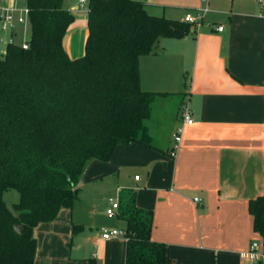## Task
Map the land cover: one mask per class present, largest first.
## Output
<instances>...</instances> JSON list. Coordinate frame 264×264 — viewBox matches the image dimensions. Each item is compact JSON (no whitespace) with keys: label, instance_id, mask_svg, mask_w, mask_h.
Wrapping results in <instances>:
<instances>
[{"label":"crops","instance_id":"obj_1","mask_svg":"<svg viewBox=\"0 0 264 264\" xmlns=\"http://www.w3.org/2000/svg\"><path fill=\"white\" fill-rule=\"evenodd\" d=\"M13 1L0 5L15 7ZM139 1L151 14L181 21L208 8L188 35L162 37L158 52L139 57L142 90L180 95L170 128L182 127L181 141L174 157L168 154L171 133L164 144L154 138L155 147L119 144L108 161L90 160L77 201L85 188L115 173L117 197L123 188L134 189L137 205L152 211L151 238L166 244L167 264H264V257L241 256L252 242L260 251L264 246L248 209L250 199L264 194V0ZM78 4L63 0L76 14L63 38L71 58L84 54L74 35H82L83 45L88 34L87 12ZM183 102L191 124L179 120ZM73 210L74 204L62 208L55 220L34 227L33 264H125L123 233L103 239L102 228L87 232L80 225L73 242V225H79Z\"/></svg>","mask_w":264,"mask_h":264},{"label":"trees","instance_id":"obj_2","mask_svg":"<svg viewBox=\"0 0 264 264\" xmlns=\"http://www.w3.org/2000/svg\"><path fill=\"white\" fill-rule=\"evenodd\" d=\"M25 6L26 47L9 42L0 57V264H33L34 227L80 198L90 160L108 161L119 144L155 147L147 122L155 99L169 93L141 89L139 57L192 27L149 13L139 0H87L84 54L71 58L63 38L76 14L63 0ZM9 190L18 199L7 204ZM118 200L125 264H167L166 244L151 238L152 211L137 205L134 189L119 190ZM248 209L264 234V194Z\"/></svg>","mask_w":264,"mask_h":264},{"label":"rangeland","instance_id":"obj_3","mask_svg":"<svg viewBox=\"0 0 264 264\" xmlns=\"http://www.w3.org/2000/svg\"><path fill=\"white\" fill-rule=\"evenodd\" d=\"M13 2L15 7H25V0H14ZM76 2L77 0H68L69 5L75 4ZM23 16L25 17V21L16 25V34H13V32L12 35L9 30H3L0 26V57L4 53L8 42L11 41L18 45H23L25 41L29 39L31 33L29 17L27 13H24ZM81 36L82 35L79 36L77 34L74 35L73 38L75 42L74 45H78V48L83 50L86 39H84L82 45L83 37ZM167 96V98L157 97L155 99L152 105L151 117L147 122L152 138L156 139V141L163 139V144L169 137H171V117L174 115L175 107H179L180 105V102L178 101L180 95L168 94ZM97 183L98 184L95 187L89 186L88 188H85L81 195V200L75 201L73 219L78 221L79 225H81L87 232L90 230L96 231L97 229L104 227H123L124 223L122 221L117 220L115 216L107 215L106 212L109 207L108 199L110 197L117 198L115 190V173L103 176L102 180L97 181ZM17 199L18 193L15 190H9L4 195V200L7 204H10ZM78 233H76V236ZM76 236H74L73 239L74 243H76L77 238L79 240L80 234L77 237ZM80 241H78V243ZM70 243L71 242H69V244ZM72 245L74 244L72 243Z\"/></svg>","mask_w":264,"mask_h":264},{"label":"built area","instance_id":"obj_4","mask_svg":"<svg viewBox=\"0 0 264 264\" xmlns=\"http://www.w3.org/2000/svg\"><path fill=\"white\" fill-rule=\"evenodd\" d=\"M200 1L206 2L207 0H200ZM259 1H262V0H259ZM86 4H87V0H79V4H78L79 10L87 12ZM207 10L208 8L206 5L200 8H196L194 12L187 13L184 16L183 20L185 22L190 23L193 26L198 25L203 20V15ZM18 11L20 12V14L17 15L16 13ZM24 13H27L26 6L18 9L12 6L0 5V26L1 28L3 30H9L10 34H12L13 32H14L13 34H15L16 25L23 23L25 21V17L23 16ZM216 29L218 31H221L223 29V26L217 25ZM22 46L26 47V43H24ZM178 117H179V120L184 124H191L193 122L191 109L186 102H183L181 104ZM181 131H182V127L178 126L174 129L172 133V144L168 152L169 156L171 157L175 156L176 151L179 147V144L181 141ZM108 201H109V207L107 208V211H106L107 215L116 217L118 209H119L118 197L117 198L110 197ZM194 201L198 202L199 199L194 198ZM122 233L123 231L118 228H112V229L102 228L101 236L103 239H110ZM259 249H260L259 244L257 242H252L248 250L241 252V256L246 259L260 261L264 257V246L262 248V251H260Z\"/></svg>","mask_w":264,"mask_h":264}]
</instances>
